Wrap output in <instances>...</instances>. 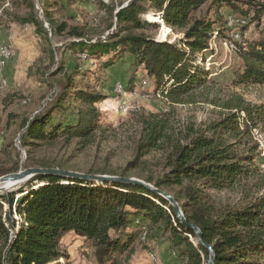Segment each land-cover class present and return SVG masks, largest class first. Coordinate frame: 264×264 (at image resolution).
I'll return each instance as SVG.
<instances>
[{
    "label": "trees",
    "instance_id": "1",
    "mask_svg": "<svg viewBox=\"0 0 264 264\" xmlns=\"http://www.w3.org/2000/svg\"><path fill=\"white\" fill-rule=\"evenodd\" d=\"M150 1L151 7L161 12L164 25L183 31L182 39L161 42L147 34L146 29L155 30L160 23L141 21L146 9L139 0L114 14L116 32L89 39L84 37L83 28L72 27L69 34L76 37L73 47L87 61L99 62L104 70L113 69L117 63L128 65L133 75L143 69L154 80L156 92L178 100L175 103L208 82L209 72L197 61L219 34L213 22L195 17L205 5L209 4L216 14L223 8L232 10V17L241 22L243 40L250 22L260 27L264 16V0ZM108 11L111 15L115 12L113 8ZM46 17L54 25L48 12ZM15 21L33 25L50 44L44 23L36 16L17 17ZM55 30L64 33L67 26L57 25ZM261 31L256 42L236 43L242 68L235 75L234 85L264 86V30ZM46 53L50 65L36 69L40 77H45L54 65L51 46ZM48 74L47 83L54 89L49 103L21 123V145L28 154L59 139L86 146L103 127L97 105L107 97L97 90V80L84 82L87 75L76 64L67 71L61 63ZM224 106L227 112L221 120L201 131H181L166 115L151 116V120L140 124L133 157L119 176L135 175L173 196L188 223L197 226L204 241L213 247L214 264H264V174L248 126L262 127L264 133V103L253 105L240 98ZM234 110L246 115L244 131ZM155 155L160 159L156 161ZM39 167L51 168L45 164ZM11 172L3 169L2 173ZM35 182L40 187H34ZM26 186L17 193L0 195V264H50L61 257L68 259L61 246L68 233L94 248L97 264H127L143 232L147 243L167 239L186 264H208L209 252L195 232L180 223L167 200L147 188L40 175L27 180ZM236 188L241 190L242 199L234 205L219 203L212 197V193Z\"/></svg>",
    "mask_w": 264,
    "mask_h": 264
},
{
    "label": "rangeland",
    "instance_id": "2",
    "mask_svg": "<svg viewBox=\"0 0 264 264\" xmlns=\"http://www.w3.org/2000/svg\"><path fill=\"white\" fill-rule=\"evenodd\" d=\"M132 1L134 0H0V51L2 46H5L11 52V57L5 65H1L0 58V101H5V106L2 103L3 114L0 118V177L7 175L2 173L3 169L17 173L28 168H41V164L78 173L119 176L133 157L134 143L142 129L140 124L151 120V116L166 115L171 124L181 131L188 128L201 131L221 120L227 112L224 105L228 101L241 98L253 105L264 103V86L234 85L235 75L242 68L236 43L247 45L256 42L261 36V30H264V16L260 27H257V23L250 22L246 28V39L243 40L239 27L241 22L232 17V10L223 8L216 14L207 4L195 15L213 22L215 33L219 35L211 39L209 49L203 52L197 61V65L209 72L208 82L202 88L190 92L178 103H175L178 100L169 99L166 93L156 92L154 80L143 69L136 70L133 75L134 72L128 65L117 63L113 69L104 70L99 62L87 61L81 52L74 49L72 42L77 39L69 34L70 28H83L84 37L89 39L116 32L118 29L114 14ZM139 1L146 9L141 15V21L160 23L155 30L146 29L147 34L161 42L172 43L184 37L182 30L174 31L161 23V12L151 7L150 0ZM108 8L115 10L113 15L109 13ZM46 12L54 25L47 20ZM31 14L44 23L50 44L42 35L37 34L33 25H22L15 21L17 17ZM61 24L67 26L64 33L55 30L56 26ZM50 46L55 52V59L48 73L56 70L61 63H64L67 71L74 69L76 64L84 72L83 75H87L88 79H84V82L87 80L88 83L90 79L93 83L96 80L99 82L96 85L97 90L107 97L97 105L103 127L86 146H78L76 142L67 144L59 139L44 143L32 154H28L21 145V123L42 111L49 103L50 94L54 90L49 81L47 83L50 78L48 73L45 77L36 74L38 67L50 65L46 53ZM75 77L80 81L77 74ZM132 77L134 79H131ZM61 78L59 75L58 79ZM118 87L122 88L121 92ZM233 112L237 113L240 129L244 131L247 126L246 115L236 110ZM55 119L59 120L58 114ZM248 126L253 146L258 148L264 174V152L259 149L252 136L253 129H263L251 124ZM3 146H8L5 151L2 150ZM155 158L156 161L160 159L159 155H155ZM132 178H136L135 175ZM26 182L27 180L1 191L0 195L17 193L21 188L26 189ZM32 185L40 187L37 182ZM240 191L236 188L212 193V197L219 203L234 205L242 199ZM14 217L15 214L13 219ZM18 218L20 222L19 215ZM192 242L195 243V240ZM147 244L149 241L147 243L146 232H143L138 248L149 250ZM61 246L68 259L61 257L50 264H97L94 248L81 237L68 233L61 240ZM148 252L151 258L156 260L155 254L150 250ZM157 261L159 262L158 258Z\"/></svg>",
    "mask_w": 264,
    "mask_h": 264
},
{
    "label": "water",
    "instance_id": "3",
    "mask_svg": "<svg viewBox=\"0 0 264 264\" xmlns=\"http://www.w3.org/2000/svg\"><path fill=\"white\" fill-rule=\"evenodd\" d=\"M162 23V20H161ZM55 176L60 177L63 179H74V180H85V181H91V182H97V183H120V184H132V185H138L142 186L144 188H147L156 194L163 197L165 200L169 202V204L174 208L177 218L180 221V223L187 228L193 230L198 238V241L201 242V244L208 250L209 252V261L208 264H214L215 260V253L214 249L211 245H208L203 238V235L200 231V229L191 224L188 223L186 220L183 211L181 210L179 204L174 199L173 196L170 194L163 192L161 190L156 189L152 185L145 183L139 179L136 178H124L120 176H109V175H91V174H85V173H78V172H72L67 170H61V169H54V168H28L22 171H19L17 173H11L4 175L0 177V184L2 183H11L13 186L18 185L20 183L25 182L26 180H29L35 176ZM195 245V243L193 242ZM196 246V245H195Z\"/></svg>",
    "mask_w": 264,
    "mask_h": 264
},
{
    "label": "crops",
    "instance_id": "4",
    "mask_svg": "<svg viewBox=\"0 0 264 264\" xmlns=\"http://www.w3.org/2000/svg\"><path fill=\"white\" fill-rule=\"evenodd\" d=\"M2 103L5 106V101H0V118L3 114ZM71 234L75 235L74 233ZM147 245L150 248V252H153L155 254L156 260H153L151 258V254H149L148 252L149 250L144 251L137 248L131 261L127 264H154L158 262L157 258L159 259V262L157 264H186V262L182 258H180L176 252H174L171 247V243L167 239H162L160 241H149V244Z\"/></svg>",
    "mask_w": 264,
    "mask_h": 264
},
{
    "label": "bare ground",
    "instance_id": "5",
    "mask_svg": "<svg viewBox=\"0 0 264 264\" xmlns=\"http://www.w3.org/2000/svg\"><path fill=\"white\" fill-rule=\"evenodd\" d=\"M7 53H8V55H11V52L9 49H7ZM0 58H1V65H5L6 58H5V55H3L2 50L0 51ZM118 91L121 92L122 88L118 87ZM252 136H253V139L256 141L257 145L259 146V149H261V151L264 152V134L261 131V129H258V128L253 129L252 130ZM11 187H13V185L11 183H2V184H0V192L8 190ZM152 257L155 258L154 255H152Z\"/></svg>",
    "mask_w": 264,
    "mask_h": 264
},
{
    "label": "built area",
    "instance_id": "6",
    "mask_svg": "<svg viewBox=\"0 0 264 264\" xmlns=\"http://www.w3.org/2000/svg\"><path fill=\"white\" fill-rule=\"evenodd\" d=\"M2 51H3V55H5L6 61L7 59H10V55H8L7 53V49L5 48V46H2Z\"/></svg>",
    "mask_w": 264,
    "mask_h": 264
}]
</instances>
